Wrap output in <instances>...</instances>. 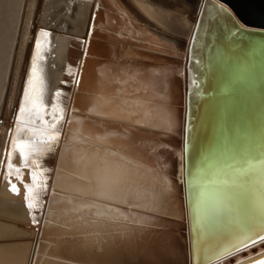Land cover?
<instances>
[{
	"label": "bare ground",
	"instance_id": "6f19581e",
	"mask_svg": "<svg viewBox=\"0 0 264 264\" xmlns=\"http://www.w3.org/2000/svg\"><path fill=\"white\" fill-rule=\"evenodd\" d=\"M218 1L221 8L217 6ZM226 15L242 28L241 31L257 29L245 24L236 11L221 0H0V264H88L89 258L69 247L66 241L76 229L57 226L65 221L57 219L49 209L53 206L51 190L69 120L83 118L85 127L94 133L102 131L100 123L117 126L122 123L86 111L101 81L108 93L119 90L124 99L140 100L143 108L136 111L152 112L149 117H139L140 125L127 124L139 142L128 154L151 167L153 159L148 153L151 147H156L157 155L167 165L164 186L169 195L158 211L166 227L163 237L173 243L177 251L175 264H193L192 223L196 252L202 259L227 253L264 234V225L251 230L241 226L237 233L233 224L241 223L246 227L248 216L235 198L225 195L219 184L212 182L217 179L213 173L223 162L231 160L236 148L247 143L246 137L240 135L241 128L248 131L247 140L255 146L256 123L248 115L246 119L243 101L236 97L214 98L215 107H223L225 114L216 131L219 130L230 145H212V166L208 165L203 171H198V164L197 168L192 166L195 179L191 188L186 184L184 173L182 179L176 153L160 147L163 139L180 138L182 113L185 126L193 130L199 119L198 127L208 97L205 78L209 76V64L214 53L228 48L232 41L238 52L229 51L222 73L227 85L232 87L241 78L242 71L234 69L233 63L243 59L239 52L247 48L248 40L236 35V29L224 19ZM212 17H218L220 22L211 26ZM129 20L133 25L126 27ZM205 30L209 32L206 49ZM128 32H139V42L131 40ZM202 45L205 50L201 80L198 62ZM154 49L168 55L163 57L162 52L159 54ZM33 66L37 69L35 89L26 101L23 94L29 91L27 79L33 75ZM123 69H134V73L121 71ZM161 73L167 75L163 102L159 99L163 94L160 92V81L164 79ZM57 92L61 95L57 96ZM161 103L167 104L174 119L172 131L163 129L160 116L154 111ZM114 107L107 106L103 110L111 113ZM61 110L60 145H54L52 152L45 149L27 156L22 154L17 142L52 135L51 124L60 117ZM112 143L119 146L123 142L114 140ZM33 173H36L35 179ZM45 178L46 188L41 184ZM132 179L143 189H150L154 183V176L147 168L134 169ZM69 184L65 179L60 181L62 187ZM13 185L18 192L12 191ZM194 186L199 187L198 196L194 195ZM29 187L32 193L28 192ZM262 198L257 216L264 219ZM120 207L127 211L124 206ZM79 215L84 217L83 221H76L75 216L72 219L77 228H84L91 218L87 211ZM263 255L264 242L258 240L218 264H245ZM114 260L145 264L144 256L104 258L105 264Z\"/></svg>",
	"mask_w": 264,
	"mask_h": 264
},
{
	"label": "snow or ice",
	"instance_id": "6c2138e0",
	"mask_svg": "<svg viewBox=\"0 0 264 264\" xmlns=\"http://www.w3.org/2000/svg\"><path fill=\"white\" fill-rule=\"evenodd\" d=\"M132 25L131 20L125 24L126 27ZM236 31H241L239 25ZM127 35L131 40L139 42V32H128ZM121 71L134 73V69ZM32 72V77L27 79L29 91L23 94L26 101L30 99V92L35 89V66ZM161 75L164 77L160 81V92L163 94L159 95V99L163 102L167 75ZM56 95L60 96L61 93L57 92ZM113 105L115 107L111 113L103 110ZM140 108H143L140 100L124 99L119 90L108 93L101 81L86 111L105 119L120 120L122 123L118 126L100 123L102 131L94 133L85 127L83 118L74 117L68 122L69 130L64 137L63 147L60 148L58 171L51 190L50 200L53 206L49 211L54 212L57 219L65 221L63 225L57 226L76 229L73 235L66 237V241L69 247L78 249L89 258L88 264H105L104 258L109 255L144 256L145 264H175L177 251L175 245L163 237L166 227L164 218L158 211L163 208L169 195L164 186L167 165L157 155L156 147H151L148 153L153 159L154 166L151 167L134 160L128 154L130 149L139 146V142L127 124L140 125L141 115L149 117L152 114L151 111L141 113L135 110ZM154 111L160 116L164 130H174V119L166 103L159 104ZM20 112L23 113L24 109L21 108ZM62 118L63 110L60 117L51 124L52 135L17 142L20 152L27 156L30 152H42L45 149L54 151L53 146L60 145ZM114 140L123 143L116 146L112 143ZM213 151L212 145L205 147L207 155H201L198 171H203L208 166V155ZM179 166L187 171L185 160L182 159ZM141 168H147L154 176L150 189H143L132 179L133 170ZM213 175L217 179L212 182L218 183L225 195L235 198L245 210L250 230L264 225V219L257 223L259 194L264 192V149H257L251 144L236 148L231 160L223 162ZM35 176L36 173H33L34 179ZM61 179L70 181V184L62 187ZM41 184L46 188L47 178ZM12 191L18 192L16 185L12 186ZM32 191L29 187L28 192ZM193 192L198 196L199 187L194 186ZM121 205L127 211H122ZM28 207H32L31 200L28 201ZM83 211H87L91 221L84 228H77L76 221L84 220L79 215ZM73 216L76 221L72 219ZM259 241L264 242V234L259 235ZM252 243L257 241L252 239ZM107 264H129V261L114 260ZM253 264H264V259H256Z\"/></svg>",
	"mask_w": 264,
	"mask_h": 264
},
{
	"label": "water",
	"instance_id": "95a60500",
	"mask_svg": "<svg viewBox=\"0 0 264 264\" xmlns=\"http://www.w3.org/2000/svg\"><path fill=\"white\" fill-rule=\"evenodd\" d=\"M222 2L230 5L238 14L239 18L249 26L255 27L257 29L251 30L250 28L247 31L236 32V35L243 37V39L248 40L246 44H248L247 48L239 52L243 59L239 60V63H233V67L236 70H241L242 75L238 84L235 87L227 85L226 80L224 79L222 73V65L227 60L228 53L230 50L237 51L236 44L234 41L228 43V48L219 49L217 53H214V57L211 61L209 76L205 78L207 81L205 88V95H207V100L204 102V111L201 118V122L197 127V123L194 125L193 130L190 129V126H185L184 116L182 113L179 122L181 126V131L178 133L179 139L171 138V141L162 140L160 147L164 150L175 152L176 157L180 161L183 159L187 164V171L182 169V179L183 173L185 175L186 184L188 188H191L193 184V180L195 179L194 174L192 173V166L199 164V159L201 155H207L204 152V149L207 145L214 144H222L226 147H229L230 143L227 138H223L220 134L219 130L216 131L215 128L217 125L219 127V122L225 117L223 113V107L218 109L213 104L214 98L217 96H221L222 100H226L228 97H236L237 100L243 101L245 104V115L247 119L249 116L254 119L256 126L253 129V132H257L256 138H253L255 141V146L257 149H264V0H221ZM211 2V1H210ZM218 8H221V4L217 2ZM225 20L230 21V25L237 29L238 24L236 22H232L231 17L226 15L224 17ZM224 21V20H223ZM226 21V22H227ZM220 21L218 17L211 18V26L218 24ZM225 23V21H224ZM223 23V24H224ZM106 28V27H105ZM242 29V28H241ZM232 31V30H231ZM233 32V31H232ZM207 36V41L204 44L205 49L207 48L209 32L205 30L204 39ZM204 42V40H203ZM204 45L201 48V57L199 58L198 71L199 77L202 80L201 72L203 70V57H204ZM155 52H162L163 57L168 55L161 50L154 49ZM207 53V50L205 51ZM238 52V51H237ZM205 53V55H206ZM160 54V53H159ZM168 57V56H167ZM184 58V55H181ZM206 70H208L207 65L204 66ZM209 78V79H208ZM202 82V81H201ZM203 88V89H204ZM203 92V90H202ZM204 97V96H203ZM241 113V109L239 111ZM250 118V119H251ZM240 118L238 117V120ZM243 127V126H242ZM244 131V132H243ZM245 128H241V136L246 137V144H250L247 140L248 131ZM249 141L252 140V136L249 134ZM213 152L208 155V165L212 166L213 163ZM196 160V161H193ZM193 161V162H192ZM195 168H197L195 166ZM193 174V177L191 178ZM260 198L264 201V192H261ZM259 217V216H257ZM259 219H257V223H259ZM246 227L241 223L233 224L236 232L240 231L241 226H243L246 230L248 228V221L245 223ZM192 261L193 264H214L219 263L220 260L231 256L235 252L239 250H243L244 248L252 245V241L237 247L227 253L221 255H214L207 259H202L198 257L197 249H196V240H195V230L194 225L192 223ZM237 232V233H238ZM256 241L259 238L255 239ZM257 259H264V255ZM256 259L247 262L245 264H253Z\"/></svg>",
	"mask_w": 264,
	"mask_h": 264
}]
</instances>
